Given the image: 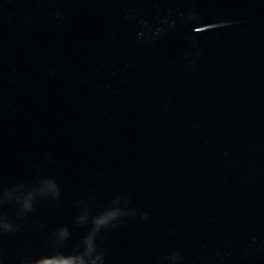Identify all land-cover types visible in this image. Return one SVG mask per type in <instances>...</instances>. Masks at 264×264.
Wrapping results in <instances>:
<instances>
[{
  "label": "water",
  "instance_id": "water-1",
  "mask_svg": "<svg viewBox=\"0 0 264 264\" xmlns=\"http://www.w3.org/2000/svg\"><path fill=\"white\" fill-rule=\"evenodd\" d=\"M0 264H264V0H0Z\"/></svg>",
  "mask_w": 264,
  "mask_h": 264
}]
</instances>
